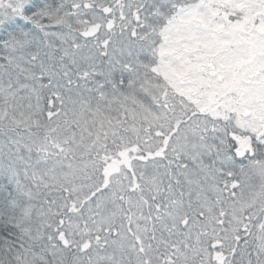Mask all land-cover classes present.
Returning a JSON list of instances; mask_svg holds the SVG:
<instances>
[{"label": "snow or ice", "instance_id": "6c2138e0", "mask_svg": "<svg viewBox=\"0 0 264 264\" xmlns=\"http://www.w3.org/2000/svg\"><path fill=\"white\" fill-rule=\"evenodd\" d=\"M0 264H264V0H0Z\"/></svg>", "mask_w": 264, "mask_h": 264}]
</instances>
